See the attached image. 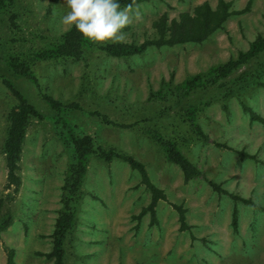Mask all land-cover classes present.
I'll list each match as a JSON object with an SVG mask.
<instances>
[{
  "label": "rangeland",
  "instance_id": "obj_1",
  "mask_svg": "<svg viewBox=\"0 0 264 264\" xmlns=\"http://www.w3.org/2000/svg\"><path fill=\"white\" fill-rule=\"evenodd\" d=\"M218 0H145L133 6L139 15L124 30L122 43L141 44L157 38L154 23L163 14L169 21L182 12ZM232 2V11L249 0ZM0 11V264H54L47 256L61 211L63 186L71 151L61 140L69 132L93 137L96 145L132 155L146 166L152 182L166 194L150 214L136 216L151 201L141 176L120 160L105 162L90 156L77 204L76 223L65 245V264H264V124L252 121L246 103L264 117V52L214 86L191 90L179 86L191 77L237 58L259 35L264 36V0H252L250 10L231 16L223 28L203 43L151 47L126 57L109 55L89 41L81 59L37 60L32 55L56 42L68 28L61 18L64 0H15ZM63 28V31L61 30ZM11 56L27 61L46 93L63 103L77 102L86 112L58 114L42 99L36 86L7 64ZM4 80L20 90L43 115L28 125L19 161L18 187H7L3 152L8 114L17 98ZM207 138L192 127L190 109ZM97 112L122 128L104 123ZM152 134L177 141L181 152L201 175L188 183L181 168L170 162ZM240 152L246 153L242 157ZM210 181L227 193L213 190ZM231 194L250 199L235 201ZM171 203L186 208L190 226L180 231ZM254 203V204H253ZM236 212L238 229L232 226Z\"/></svg>",
  "mask_w": 264,
  "mask_h": 264
},
{
  "label": "trees",
  "instance_id": "obj_2",
  "mask_svg": "<svg viewBox=\"0 0 264 264\" xmlns=\"http://www.w3.org/2000/svg\"><path fill=\"white\" fill-rule=\"evenodd\" d=\"M145 0H120L121 6L132 4L136 6ZM15 0H0V11H6L11 8L10 23L12 28H17V16L12 11ZM252 0L248 1L245 8L232 11V2L227 0H218L217 6L214 8L209 2H203L197 5L193 12H182L178 18L169 21L168 15L163 14L159 20L154 23L157 38L146 40L141 44L134 43H117L106 44L102 49L109 55L116 57H126L134 54L142 53L151 47H171L185 43H203L216 31L223 28L226 21L233 15H242L250 10ZM89 41L75 30L68 29L60 38L49 46L33 53V57L37 60H56L64 59H81L85 53V48ZM264 52V36L259 35L247 51H241L237 58L228 60L218 66L212 67L207 73L198 74L186 80L179 86L183 90H191L197 87L214 86L221 79L231 75L236 70L242 68L251 60L256 59ZM8 66L19 76L29 79L38 89L42 99L58 114H64L70 111L86 110L77 102L63 103L53 96L49 95L42 88L36 73L31 68L30 64L19 56H11L7 61ZM4 84L10 89L13 95L17 98V105L12 108L7 118L9 125L7 127L6 140L3 147V152L7 167V187H18L21 183L18 174L19 161L22 154L23 142L27 134L28 125L33 117L43 118L40 111L31 104L23 93L15 88L10 81L4 80ZM264 86V84H262ZM243 109L249 113L252 121H257L264 124V117L256 113L246 103H243ZM196 108L190 109V119L192 127L202 138H207V135L202 131L196 121ZM61 114V115H62ZM90 115L101 117L104 123L122 128H131L132 124H117L111 121L107 116L97 112H89ZM62 122L67 125L69 132L62 134L61 140L68 150L71 152V163L68 169V175L63 186L62 204L63 207L59 212L56 220L55 230L53 232V248L47 256L54 259V264H65V245L67 239L75 226L77 215V204L83 198L82 187L88 171L90 156L98 157L105 162H112L117 159L127 163L133 170L138 171L141 176V184L151 192L150 203L142 209L137 219H141L146 214L151 216V224L156 223V207L159 201L167 200L166 194L158 188L151 180L146 166L132 155H128L117 151L114 148H104L101 145H96L93 137L85 135L79 136L73 132V127L67 124V121L61 118ZM152 138L165 152L167 159L178 165L182 172L184 181L188 183L202 173L200 169L194 165L179 149L177 141L164 138L159 134H152ZM242 157L247 156L246 153L240 152ZM209 184L214 191L225 194L227 191L220 184L210 181ZM230 197L235 201H240L245 204H252L250 199L243 198L236 194H231ZM4 200L0 198V211ZM254 204V203H253ZM173 208L179 215L180 231H187L189 225L186 220V208L182 204L171 203ZM12 220L7 217L0 221V231L5 230L11 224ZM232 226L234 231L238 229V219L236 212L233 213ZM14 251L9 250L7 264H13Z\"/></svg>",
  "mask_w": 264,
  "mask_h": 264
},
{
  "label": "clouds",
  "instance_id": "obj_3",
  "mask_svg": "<svg viewBox=\"0 0 264 264\" xmlns=\"http://www.w3.org/2000/svg\"><path fill=\"white\" fill-rule=\"evenodd\" d=\"M68 11L61 25L75 28L83 38L96 44H117L125 40L124 30L139 15L132 4L121 6L120 0H64ZM63 31V28L61 29Z\"/></svg>",
  "mask_w": 264,
  "mask_h": 264
}]
</instances>
